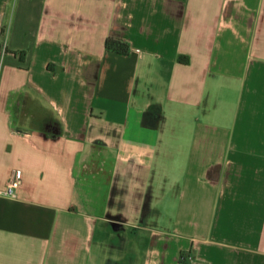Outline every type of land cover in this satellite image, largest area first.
<instances>
[{
	"label": "crops",
	"instance_id": "crops-1",
	"mask_svg": "<svg viewBox=\"0 0 264 264\" xmlns=\"http://www.w3.org/2000/svg\"><path fill=\"white\" fill-rule=\"evenodd\" d=\"M12 2L0 264H264V0Z\"/></svg>",
	"mask_w": 264,
	"mask_h": 264
},
{
	"label": "built area",
	"instance_id": "built-area-1",
	"mask_svg": "<svg viewBox=\"0 0 264 264\" xmlns=\"http://www.w3.org/2000/svg\"><path fill=\"white\" fill-rule=\"evenodd\" d=\"M6 42L2 48V55L5 54ZM1 66V62H0ZM17 167H14L16 170ZM22 187V180L19 177L12 178L4 188H0V197H17Z\"/></svg>",
	"mask_w": 264,
	"mask_h": 264
},
{
	"label": "trees",
	"instance_id": "trees-1",
	"mask_svg": "<svg viewBox=\"0 0 264 264\" xmlns=\"http://www.w3.org/2000/svg\"><path fill=\"white\" fill-rule=\"evenodd\" d=\"M106 48L108 50H113L122 54H127L129 50L126 43L111 37L107 38L106 40ZM14 54H19L20 56H22L23 52H14ZM180 60L187 62V60H183V58Z\"/></svg>",
	"mask_w": 264,
	"mask_h": 264
},
{
	"label": "rangeland",
	"instance_id": "rangeland-1",
	"mask_svg": "<svg viewBox=\"0 0 264 264\" xmlns=\"http://www.w3.org/2000/svg\"><path fill=\"white\" fill-rule=\"evenodd\" d=\"M12 6H15V0H13V2L11 4V7ZM11 26H12V21L9 18L7 21L4 22V25L2 27V34H1V41H0L1 48H3L4 43L7 42L9 37H10ZM3 57H4V55H2V53H0V62H1L0 71L2 68ZM0 74H1V72H0Z\"/></svg>",
	"mask_w": 264,
	"mask_h": 264
}]
</instances>
